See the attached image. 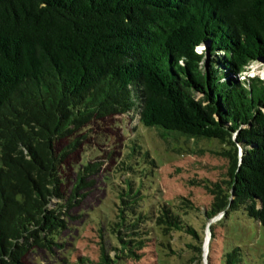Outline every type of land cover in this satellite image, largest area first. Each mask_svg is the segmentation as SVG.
Instances as JSON below:
<instances>
[{
	"label": "trees",
	"instance_id": "1",
	"mask_svg": "<svg viewBox=\"0 0 264 264\" xmlns=\"http://www.w3.org/2000/svg\"><path fill=\"white\" fill-rule=\"evenodd\" d=\"M258 61L264 0H0V264H29L30 249L64 246L63 205L51 209L52 199L71 205L98 168L82 159L86 147L71 163L77 174L67 197L68 156L92 122L137 108L143 128L165 140L227 145L218 152L227 172L202 182L213 198L205 216L243 208L264 229V79L247 74ZM141 135L125 144L108 180L112 205L91 214L103 239L98 259L79 264L140 259L154 240L168 255L169 240L158 234L172 232L189 235L198 245L187 246L202 252L203 235L168 205L152 204L160 188L143 189L160 163L133 143ZM242 259L236 246L225 264Z\"/></svg>",
	"mask_w": 264,
	"mask_h": 264
},
{
	"label": "rangeland",
	"instance_id": "2",
	"mask_svg": "<svg viewBox=\"0 0 264 264\" xmlns=\"http://www.w3.org/2000/svg\"><path fill=\"white\" fill-rule=\"evenodd\" d=\"M247 74L259 75L264 79V62L251 63ZM139 110L137 108L125 114L106 116L89 125V134L81 144V149L68 156V166L63 168V174L68 177L63 184V188L68 191L67 197L71 195L77 174L71 163L79 160L80 153L86 147L91 149L82 154V159L98 163V168L88 173V182L72 198L71 205L68 206L66 201L57 197L52 199L50 205L51 209L59 208L58 204L63 205L59 212L67 224L57 241L64 246H54L52 250L30 249L24 254L23 260L29 264H79L80 257L98 259L103 239L95 229L98 224L91 221V214L100 206L102 209L98 212L108 210L106 207L112 205L115 195L111 190L107 191L108 180L117 176L113 171L121 163L125 144L132 137L142 134L133 143L149 148L160 163L159 173L151 177L144 176L143 189L147 195H152L158 186V198L153 199L152 204L156 208L168 205L199 235L205 237V243L201 247L202 252H199L187 246V243L198 245V241L187 234L172 232L166 238L158 234L161 239L169 240L168 243L164 242L168 248H172L166 250L168 255H163L157 246L159 241L154 240L148 248L143 249L140 259L128 258L123 264H225L226 254L236 246L242 249L241 264H264V229L252 223L243 208L230 216L224 213L211 219L205 216L213 198L202 182L216 181L227 172L228 161L218 152L229 147L220 140H196L173 135L165 140L158 131L143 128ZM127 150L130 151L131 147ZM135 158L142 160L140 155ZM212 226L216 232L214 239ZM109 242L113 244L116 240L111 239Z\"/></svg>",
	"mask_w": 264,
	"mask_h": 264
}]
</instances>
